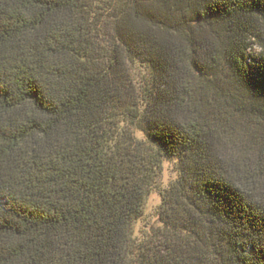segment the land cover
<instances>
[{
  "label": "trees",
  "instance_id": "obj_1",
  "mask_svg": "<svg viewBox=\"0 0 264 264\" xmlns=\"http://www.w3.org/2000/svg\"><path fill=\"white\" fill-rule=\"evenodd\" d=\"M0 264H264V0H0Z\"/></svg>",
  "mask_w": 264,
  "mask_h": 264
},
{
  "label": "rangeland",
  "instance_id": "obj_2",
  "mask_svg": "<svg viewBox=\"0 0 264 264\" xmlns=\"http://www.w3.org/2000/svg\"><path fill=\"white\" fill-rule=\"evenodd\" d=\"M257 50V48H254ZM135 135L141 139V133L135 131ZM177 164L174 159H164L161 171L154 186L146 196L140 216L134 220L132 236L136 241L145 239L153 229L160 225L158 209L161 203V192L166 189L177 177Z\"/></svg>",
  "mask_w": 264,
  "mask_h": 264
}]
</instances>
